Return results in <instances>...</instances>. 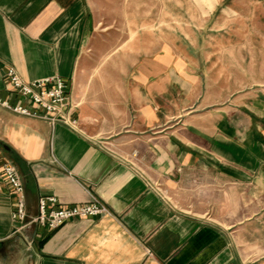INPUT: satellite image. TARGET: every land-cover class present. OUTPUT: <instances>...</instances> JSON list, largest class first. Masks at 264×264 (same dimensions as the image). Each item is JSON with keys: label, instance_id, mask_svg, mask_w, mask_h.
<instances>
[{"label": "crops", "instance_id": "0c3cea01", "mask_svg": "<svg viewBox=\"0 0 264 264\" xmlns=\"http://www.w3.org/2000/svg\"><path fill=\"white\" fill-rule=\"evenodd\" d=\"M95 29L89 0H0V98L20 100L9 67L58 76L80 121L0 105V264H264V83L213 96L168 50L96 75L80 66ZM7 160L24 180L23 222ZM41 195L109 212L49 230L33 222Z\"/></svg>", "mask_w": 264, "mask_h": 264}, {"label": "rangeland", "instance_id": "374dc122", "mask_svg": "<svg viewBox=\"0 0 264 264\" xmlns=\"http://www.w3.org/2000/svg\"><path fill=\"white\" fill-rule=\"evenodd\" d=\"M95 33L80 63L115 80L143 54L188 61L205 90L228 97L264 83V0H89ZM95 78V77H94ZM93 134L102 125L84 123ZM166 196H169L166 192Z\"/></svg>", "mask_w": 264, "mask_h": 264}, {"label": "built area", "instance_id": "2783aa9c", "mask_svg": "<svg viewBox=\"0 0 264 264\" xmlns=\"http://www.w3.org/2000/svg\"><path fill=\"white\" fill-rule=\"evenodd\" d=\"M6 74L20 100L12 104L9 99L0 98V105L21 115L43 118L52 124L60 122L80 130L79 119L70 111L73 102L65 79L53 76L26 81L14 67H9ZM3 171L16 196L12 216L14 220L23 222L28 214L22 174L12 160L4 162ZM57 202L53 195H41L33 222L53 230L74 219L93 218L109 212L107 205L96 197L91 202L64 207H55Z\"/></svg>", "mask_w": 264, "mask_h": 264}, {"label": "trees", "instance_id": "16d2710c", "mask_svg": "<svg viewBox=\"0 0 264 264\" xmlns=\"http://www.w3.org/2000/svg\"><path fill=\"white\" fill-rule=\"evenodd\" d=\"M13 159H14L17 163H19V158H18L17 156L13 155Z\"/></svg>", "mask_w": 264, "mask_h": 264}, {"label": "water", "instance_id": "95a60500", "mask_svg": "<svg viewBox=\"0 0 264 264\" xmlns=\"http://www.w3.org/2000/svg\"><path fill=\"white\" fill-rule=\"evenodd\" d=\"M4 147L9 150V147L7 145H5Z\"/></svg>", "mask_w": 264, "mask_h": 264}]
</instances>
